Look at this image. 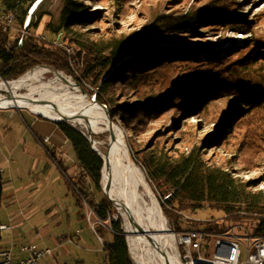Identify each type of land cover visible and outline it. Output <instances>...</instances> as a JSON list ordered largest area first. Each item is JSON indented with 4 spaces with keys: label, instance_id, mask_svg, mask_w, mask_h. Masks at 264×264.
I'll return each instance as SVG.
<instances>
[{
    "label": "trees",
    "instance_id": "1",
    "mask_svg": "<svg viewBox=\"0 0 264 264\" xmlns=\"http://www.w3.org/2000/svg\"><path fill=\"white\" fill-rule=\"evenodd\" d=\"M28 2L29 0H2L0 6L17 10L18 24L21 27L28 15ZM61 3L57 24L49 22L45 30L54 36L62 34V41L68 47H75L79 55L85 52L90 56L91 60L83 70V77L96 89L93 92L96 100L108 107L112 121L119 123L130 141L139 135L138 132L147 129L163 112L180 109L185 110L189 117L200 116L211 103L230 94L241 101L245 110L238 109L242 112V117L235 136L230 137L229 148L237 146L238 150H243L252 141V137L256 136L254 132L245 131V128L248 127L247 118L254 111H264V35L246 44L235 55V59L228 55L216 60L206 56L196 61L192 56H171L170 49L158 48L151 52L148 49L156 45L151 37L155 33L199 34V26L210 20L229 24L223 13L210 14L209 17L202 11L176 18L164 15L150 32L105 37L91 28L100 16L89 9L85 0H61ZM41 21L42 15L25 33L22 46H18L21 31L15 35L0 31L1 78L16 80L40 66L73 73L67 51L40 40L41 34L36 30ZM249 24V21L235 24V29L250 34ZM168 43L176 44L174 39ZM151 53H160L162 57H157L158 60L148 64L145 70L139 68L144 63L142 61L152 56H149ZM131 56L134 58L128 60ZM40 120H33V124L41 125L36 138L50 145L46 146L49 155L67 178L71 168L65 166L66 162L62 159L58 161L56 154L64 141L71 144L79 172L72 177L77 180L68 178L69 189L83 211L80 218L90 224L84 211L90 190L87 183L90 179L92 186L99 191L103 160L90 150L84 136H75L63 124ZM257 139L259 146H264V122ZM212 143L208 141L209 145ZM130 145L135 152L134 144ZM136 154V161L142 165L155 187L164 213L176 231H182L183 225H186L188 229L198 231L222 232L223 225L218 222H186L179 215L188 213L197 216L204 210L212 209L221 211L222 215L227 216L225 220L229 223L251 220L254 214H258L260 222L256 235L264 236V189H260L264 183V175L258 179L244 180L232 167L210 162L197 147L176 153L167 146L156 143L151 147L138 149ZM6 184L0 168V212L6 200ZM89 202L95 203L94 200ZM94 206L97 217L103 220V224L92 231L98 241V237L103 240L100 244L106 253L104 264H135L121 224L112 218L115 212L113 205L104 198ZM97 217L90 218V221L93 222ZM2 225L5 224L0 218V227ZM4 234L5 231L0 229V250L6 248Z\"/></svg>",
    "mask_w": 264,
    "mask_h": 264
},
{
    "label": "rangeland",
    "instance_id": "2",
    "mask_svg": "<svg viewBox=\"0 0 264 264\" xmlns=\"http://www.w3.org/2000/svg\"><path fill=\"white\" fill-rule=\"evenodd\" d=\"M37 1L29 0L28 9L32 8ZM85 1L89 9L92 12H97L100 16L98 21L93 22L91 28L105 37L131 36L133 33L150 32L164 15L176 18L202 11L207 15L206 17H209L210 14L223 13L227 16L229 24H219V21L217 23L210 20L199 26L201 31L199 34L155 35V33L151 37L153 44H156L148 49L152 50L151 52H155L158 48L170 49L171 56L187 55L196 58V61L206 56H210L213 60L225 58L227 55L235 59L237 57L235 55L241 52L246 44L251 43L254 39L262 38L264 35V0H165L162 10L158 9L157 0ZM61 7V0L42 1L39 9L32 16V24H34L42 15V21L36 30L37 33L48 36L49 40L56 39V35L47 32L45 27L49 22L57 24ZM246 21L251 23L248 26L251 28V33L236 31L235 24L246 23ZM248 27L246 26V28ZM18 29L19 24L16 26V30ZM17 32L15 31L13 35ZM172 39L176 44L168 43ZM72 48L74 52L71 55L69 53L66 55L73 73L59 72L50 67L40 66L27 74L36 70L45 71L46 73L41 77L39 83H51L62 88L63 86L67 87L66 82H69L73 85L74 89H71L73 93H81L89 100L94 101L96 95H93V92L96 89L83 77V70L90 62V56L85 52L79 55L77 49ZM160 55V53L149 54L151 57L142 61L144 63L139 68L147 69L148 64L155 63ZM133 58L131 56L128 60ZM2 81L0 78V83ZM67 89L64 88V90ZM0 93L3 96L10 95L6 91H0ZM94 103H97V100ZM238 109L245 110V106L233 94L214 101L200 116L189 117L185 110L170 109L154 119L147 129L138 132L139 135L131 141L119 123L112 121L114 126L122 131L131 157L152 189L169 229L176 231L164 213L155 187L148 179L142 165L136 161L137 150L151 147L156 143L160 146H167L176 153L186 152L197 147L203 151L206 159L210 162L232 167L238 172L240 178L244 180L258 179L264 175V146L260 147L257 139L260 136V127L264 122V111H254L247 118L248 127L245 128V131L254 132L256 136L252 137V141L243 150H238L237 146L231 148L228 146L230 137L235 136L240 125L242 112ZM6 114L10 116H6ZM40 119L53 124H63L75 136H84L88 140L90 150L100 156L92 147L89 132L77 123L68 120L53 121L32 114L26 109H0V168L4 172L3 176L7 182L6 200L0 212V218L4 224L14 227V230L6 232L4 237L11 239V236L15 235L16 241L24 246L37 245L42 249H54L55 240L69 237L65 240L66 243L64 242L65 248L59 250L63 253V258L58 257V253L55 251V256L60 264H104L106 253L101 245L103 240L102 242L98 241L92 231V225L96 229L100 224H103V220L97 217L94 204H100L104 198H107L113 205L115 212L112 218L120 222L129 247L125 221L103 190L102 172L99 177V191L95 186H92V181L88 179L89 198L84 210L88 218H97L93 219L90 224L80 218L83 211L77 205L76 198L69 189L68 178H72L79 172L71 144L64 141L61 146L59 145L56 154L58 161L63 160L66 162L65 166L71 168L67 178L58 163L49 155L46 146L50 145L36 138L41 125L33 124V120L41 121ZM93 137L98 141L108 142L109 133H97ZM46 141L48 140L46 139ZM208 141L213 143L209 145ZM49 142L52 144L51 141ZM130 143L134 144L135 152ZM72 179L77 180L76 177ZM260 189H264V183ZM90 200H94L95 203L89 202ZM184 214L208 220L221 219L225 216L221 211L212 209L204 210L197 216ZM78 231L81 233V240L74 239L72 241L71 238ZM107 238L109 239V235ZM129 252L134 263L139 264L131 253L130 247ZM215 253V241L206 238L202 244L201 255L204 258H212ZM193 256L198 257V252L194 250ZM44 264H46V260Z\"/></svg>",
    "mask_w": 264,
    "mask_h": 264
},
{
    "label": "bare ground",
    "instance_id": "3",
    "mask_svg": "<svg viewBox=\"0 0 264 264\" xmlns=\"http://www.w3.org/2000/svg\"><path fill=\"white\" fill-rule=\"evenodd\" d=\"M42 1L38 0L33 5L31 14L39 9ZM157 6L162 10L165 0H157ZM67 48L74 52L72 47ZM45 73L36 70L15 81H2L0 91L10 95L0 93V109H26L53 121L68 120L83 126L91 135L94 151L105 160L102 187L125 221L130 251L137 263L168 264L163 254L167 250L175 264L176 260L170 252L174 235L167 226L152 189L134 163L122 131L114 126V139L111 142L96 140L94 134L110 133L106 111L83 94L73 93V85L69 82H66L67 87L62 88L51 83H39ZM255 216L258 214L252 218ZM0 229L5 231V225ZM2 256L3 249L0 250V264Z\"/></svg>",
    "mask_w": 264,
    "mask_h": 264
},
{
    "label": "built area",
    "instance_id": "4",
    "mask_svg": "<svg viewBox=\"0 0 264 264\" xmlns=\"http://www.w3.org/2000/svg\"><path fill=\"white\" fill-rule=\"evenodd\" d=\"M31 9H28L26 19L21 27L16 30L18 24L17 10L0 6V31L11 34L15 31H21L18 46L23 45L25 33L32 26L33 14H31ZM39 38L42 42L65 49L70 55L73 53L62 41V34L56 36L54 40H49L48 36L43 34ZM1 79L9 82V80ZM180 216L186 222H218L223 225V231H198L188 229L186 225H183L182 231L179 232L170 229V232L174 235V244L170 252L177 264H264V236L256 235V231L259 229V215L251 220L230 223L225 220L227 216L221 219L209 220L188 215ZM254 219L255 221H253ZM88 221L91 223L90 218H88ZM92 228L95 231L93 225ZM9 229L11 227L5 225V231ZM77 235H79V232ZM98 238L102 242V239ZM206 238L215 241L216 253L212 258H204L201 255L202 244ZM194 250L198 252V257L193 256ZM55 251L56 249L53 248L42 249L37 245H28L21 248L23 256L18 258L12 249L5 248L3 249L1 264H44L47 258H55Z\"/></svg>",
    "mask_w": 264,
    "mask_h": 264
},
{
    "label": "crops",
    "instance_id": "5",
    "mask_svg": "<svg viewBox=\"0 0 264 264\" xmlns=\"http://www.w3.org/2000/svg\"><path fill=\"white\" fill-rule=\"evenodd\" d=\"M3 115H5V114H3ZM6 116H10V115L6 114ZM3 173H4V172H3ZM5 190H6V189H5ZM5 194H6V192H5ZM5 225H7V224H5ZM7 226H10L11 229L6 230L5 233L8 232V231L14 230V227H13V226H11V225H7ZM78 232H79V231H78ZM78 232L73 236V238H71L72 241H73L74 239H77L78 241L81 240V237H80V236H81V233L79 232V235H77ZM67 238H69V237H66L65 239L61 238V239H57V240H55V248H54V249H56V251H57V253H58V257H62V258H63V253H62L61 251L59 252V250L65 248V244H64V242H65V240H66ZM4 241H5V247H6V248H9V249H12L13 252H14V254H15L18 258L23 256V254L21 253V248H22L24 245L16 241L15 235H12V236H11V239H5ZM65 243H66V242H65ZM46 264H60V263H59L57 257L55 256L54 259H52V258H47V259H46ZM64 264H66V263H64Z\"/></svg>",
    "mask_w": 264,
    "mask_h": 264
},
{
    "label": "water",
    "instance_id": "6",
    "mask_svg": "<svg viewBox=\"0 0 264 264\" xmlns=\"http://www.w3.org/2000/svg\"><path fill=\"white\" fill-rule=\"evenodd\" d=\"M93 102H96V100H94ZM97 104L103 108L106 113H107V116H108V122H109V126H110V133H109V142H111V140L114 139V135H113V127H114V124L112 122V119H111V116H110V112L108 110V107L106 105H103L101 103H99L97 101ZM42 117V116H41ZM48 119V118H47ZM103 160V168H102V174H103V171H104V168H105V160L102 158ZM108 196V195H107ZM164 256L166 257L167 261H168V264H174L173 261H171V257L169 255V253L167 252V250L165 252H163Z\"/></svg>",
    "mask_w": 264,
    "mask_h": 264
}]
</instances>
